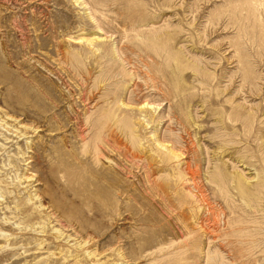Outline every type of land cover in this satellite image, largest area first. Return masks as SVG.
Returning <instances> with one entry per match:
<instances>
[{
	"label": "rangeland",
	"instance_id": "obj_1",
	"mask_svg": "<svg viewBox=\"0 0 264 264\" xmlns=\"http://www.w3.org/2000/svg\"><path fill=\"white\" fill-rule=\"evenodd\" d=\"M5 117L0 264H264V0H0Z\"/></svg>",
	"mask_w": 264,
	"mask_h": 264
},
{
	"label": "bare ground",
	"instance_id": "obj_2",
	"mask_svg": "<svg viewBox=\"0 0 264 264\" xmlns=\"http://www.w3.org/2000/svg\"><path fill=\"white\" fill-rule=\"evenodd\" d=\"M149 106V105H148ZM142 111V110H141ZM151 111V110H150ZM124 115V114H123ZM6 119V117L5 118H3L2 120H0V123L2 122V121H4ZM143 119V118H142ZM127 120V119H126ZM129 120V119H128ZM118 122H119V120H118ZM128 122V121H127ZM126 123V122H125ZM129 123H131V122H129ZM7 125V124H6ZM22 125V124H21ZM129 125V124H128ZM135 125V124H134ZM147 125V124H146ZM14 126V125H13ZM25 126H26V124H25ZM122 126H124L123 125V123H122ZM127 127H129V126H127ZM33 128V127H32ZM31 128V129H32ZM39 128V127H38ZM126 128V127H125ZM36 129V128H35ZM17 130V129H16ZM124 130V129H123ZM7 132V131H6ZM14 132V131H13ZM130 132V131H129ZM133 132H131V134H132ZM127 135V134H126ZM130 135V134H129ZM98 136H99V133H98ZM133 136V135H132ZM133 139V138H132ZM100 140V139H99ZM137 142V141H136ZM180 142V141H179ZM155 143V142H154ZM158 145V144H157ZM172 145H174V144H172ZM103 146V145H102ZM154 146V145H153ZM28 147V146H27ZM155 147V146H154ZM93 148V147H92ZM151 151V150H150ZM172 151V150H171ZM96 152V151H95ZM154 152L155 151H153V154H154ZM169 152V151H168ZM180 152H181V150H180ZM22 154V153H21ZM174 154V153H173ZM98 155V154H97ZM171 157V156H170ZM154 158V160H155V157H153ZM162 158V157H161ZM171 158H174L173 156L171 157ZM169 159V158H168ZM165 160H166V158H165ZM109 161V160H108ZM177 161H179V160H177ZM175 162V161H174ZM26 163V162H25ZM182 172V171H181ZM180 172V173H181ZM25 175V174H24ZM24 175H21V177H22V180L23 181H27V182H29L30 180H32V176H25V177H23ZM174 175V174H173ZM175 176H177L176 174H175ZM181 178V177H180ZM176 179V178H175ZM36 180V179H35ZM30 184V183H29ZM33 195H36L35 193L33 194ZM30 197V196H29ZM38 196H36L35 198H37ZM29 200V199H28ZM38 200V199H37ZM26 204V203H25ZM36 204V203H35ZM23 205V204H22ZM37 205V204H36ZM42 204H40L39 205V207L38 208H40V206H41ZM8 207V206H7ZM48 208V207H47ZM22 209H24V208H22ZM19 210V209H18ZM46 210V209H45ZM52 210V209H51ZM19 211H22V210H19ZM17 213H20V212H17ZM21 213H23V212H21ZM25 213V212H24ZM47 213V212H46ZM54 213H55V211H54ZM37 214V213H36ZM20 215V214H19ZM30 215L32 216V213H28V215L27 216H29L30 217ZM45 215V214H44ZM49 216V215H48ZM56 216V215H55ZM16 217H17V215H16ZM42 217H43V215H42ZM50 217V216H49ZM4 218V217H3ZM21 218H22V216H21ZM6 219V218H5ZM32 219V218H31ZM20 220V219H19ZM24 220V219H23ZM13 221V220H12ZM6 222V221H5ZM32 222V221H31ZM50 222V221H49ZM15 223H18V222H15ZM58 223V222H57ZM60 223V222H59ZM22 224V223H21ZM39 224V223H38ZM20 225V224H19ZM23 225V224H22ZM28 225V224H27ZM49 225V224H48ZM18 226V225H17ZM33 226V225H32ZM59 226H61V225H59ZM64 226V225H63ZM19 227V226H18ZM40 227H41V225H40ZM48 227V226H47ZM26 228V227H25ZM29 228H31V226L29 227ZM37 228V227H36ZM42 228V227H41ZM60 228V227H59ZM53 229V227H52V229L54 230V231H57V232H59V231H62L61 229ZM68 228V227H67ZM19 229H22V228H20L19 227ZM32 229V228H31ZM33 230H35V228L33 229ZM32 230V231H33ZM64 230V229H63ZM27 231H29V230H27ZM49 232V231H48ZM52 232V231H51ZM74 232V231H73ZM46 234V233H45ZM67 234V233H66ZM63 234V231L62 232H60V234L58 235V236H63V238L62 239H65L66 241H69L70 239V233L69 234ZM75 235V234H74ZM73 235V236H74ZM9 236V235H8ZM13 237V236H12ZM75 238V237H74ZM73 238V239H74ZM7 239H8V237H7ZM61 239V240H62ZM72 240V239H71ZM64 241V240H63ZM13 242V241H12ZM38 242V241H37ZM72 242V241H71ZM74 242V241H73ZM15 243V242H14ZM86 243V242H85ZM13 244V243H12ZM75 244H77V243H75ZM14 245V244H13ZM80 245V244H79ZM79 245H78V247H79ZM3 246V245H2ZM15 246V245H14ZM38 246H40V245H38ZM73 246H74V243H73ZM82 246V245H81ZM80 246V247H81ZM22 247V246H21ZM67 247V246H66ZM43 248V247H42ZM70 248V247H69ZM74 248V247H73ZM22 249V248H21ZM24 249V248H23ZM38 249V248H37ZM47 249V248H46ZM12 250L13 249H11V247H4L3 248V252H2V256L5 258H7V259H10L8 256L11 254V252H12ZM82 250H84V249H82ZM26 250H24V251H22L21 250V252H25ZM47 251V250H46ZM61 252H62V250H60ZM85 251V250H84ZM89 251V250H88ZM18 252V251H17ZM52 253H54V252H52ZM68 253V252H67ZM87 253V252H86ZM32 254V253H31ZM60 254V253H59ZM29 255V254H28ZM83 255V254H82ZM88 255V254H87ZM92 255V254H91ZM13 257V256H12ZM68 257V256H67ZM75 257V256H74ZM88 257H89V255H88ZM18 258V257H17ZM46 258V257H45ZM6 259V260H7ZM88 259V258H87ZM5 260V261H6ZM17 260V259H16ZM46 260V259H45ZM77 260V259H76ZM121 260V259H120ZM4 261V262H5ZM8 261V260H7ZM74 261H75V259H74ZM117 263V262H116ZM9 264V263H8ZM14 264V263H13ZM37 264H44V262L42 263V262H40V263H37ZM122 264V263H121Z\"/></svg>",
	"mask_w": 264,
	"mask_h": 264
}]
</instances>
